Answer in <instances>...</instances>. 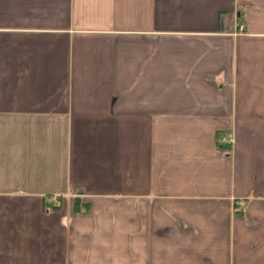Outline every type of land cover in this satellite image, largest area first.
Instances as JSON below:
<instances>
[{"label":"crops","instance_id":"crops-1","mask_svg":"<svg viewBox=\"0 0 264 264\" xmlns=\"http://www.w3.org/2000/svg\"><path fill=\"white\" fill-rule=\"evenodd\" d=\"M0 264H264V0H0Z\"/></svg>","mask_w":264,"mask_h":264},{"label":"built area","instance_id":"built-area-1","mask_svg":"<svg viewBox=\"0 0 264 264\" xmlns=\"http://www.w3.org/2000/svg\"><path fill=\"white\" fill-rule=\"evenodd\" d=\"M219 140L221 142H227L228 141L227 135H221L220 138H219Z\"/></svg>","mask_w":264,"mask_h":264}]
</instances>
